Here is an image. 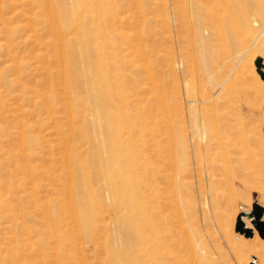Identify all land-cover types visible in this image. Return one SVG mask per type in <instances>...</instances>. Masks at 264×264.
I'll return each mask as SVG.
<instances>
[{
  "label": "rangeland",
  "instance_id": "obj_1",
  "mask_svg": "<svg viewBox=\"0 0 264 264\" xmlns=\"http://www.w3.org/2000/svg\"><path fill=\"white\" fill-rule=\"evenodd\" d=\"M99 1L93 6L98 18L93 32L98 34L99 24L108 26L109 38L100 39L117 45V56L107 61H118L119 89L131 87L133 98L139 175L132 195L149 192L148 167L160 164L163 217L168 231L177 230L182 264L254 259L264 264V236L252 220L244 216L255 234L235 230L237 216L251 212L253 202L262 206L264 221L255 181L264 182V95L255 93L264 81L254 63L258 55L264 60V0H259L261 21L253 15L244 19L248 0H232L236 5L228 2L222 20L213 24H206V10L221 0ZM50 5L49 0H0V264H143L144 253L138 258L128 253L127 243L111 242L118 223L109 203L115 197L108 195L103 203L110 214L96 231L69 213L77 205L67 197L70 87L63 85L65 64L53 43L61 37L57 28L54 32L57 18L49 15ZM65 37L76 43L74 33ZM84 56L95 59L94 52ZM77 105L82 115L76 124L85 129L79 150L91 163L94 144L86 123L93 112L86 101ZM218 117L235 128L218 123ZM206 118L212 120V139L222 135L225 155L188 146L194 122ZM154 140L167 147L161 158L150 156ZM136 211L128 213L133 217Z\"/></svg>",
  "mask_w": 264,
  "mask_h": 264
},
{
  "label": "bare ground",
  "instance_id": "obj_2",
  "mask_svg": "<svg viewBox=\"0 0 264 264\" xmlns=\"http://www.w3.org/2000/svg\"><path fill=\"white\" fill-rule=\"evenodd\" d=\"M98 1L99 0H49L51 4L48 10L49 15L51 17L56 15L57 18L56 27L53 26V29L56 33L57 31L55 28H57L61 37L53 43L56 46V52L59 56H62L65 64L64 68L67 78L63 81V85H68V88L70 87L68 111L72 119L71 126H69L71 148L67 153V158L71 183L70 192L67 197L68 200H70L71 196H73L72 200H75L77 205L69 213H71L72 217H77L80 222L87 224V228L96 231L100 223L104 222L110 214L108 212L105 213L103 210V203L107 200V196L111 195L115 197L116 200L113 203L110 202L109 207H113L111 211H113L114 215L116 214V221L118 223L112 230L111 242L117 243L121 241L127 243L129 246L128 253L137 255L138 258L141 257V252L144 253L145 257L143 264H182L184 258L182 259L181 249L178 244L179 236L177 235V230L175 232L171 230L168 231L166 218L163 217L165 201L162 190L163 175L161 173V165L152 162L148 167L149 179L147 184L149 186V192L145 195L148 196V202L145 201L144 195L138 194L135 196L131 193L132 186L138 182L137 175H139L135 165V160L137 158L135 147L137 146L134 144L135 137L133 128L135 125L134 115L131 111L133 98L129 91L131 87L128 91L119 89L123 85L120 79L122 74L119 69L120 66L117 63L118 61L113 63L107 61L108 56H117L115 53L117 45L115 46L114 43H103L100 39L109 38L110 31L108 26L103 23H98L99 32L98 34L94 33L95 29L92 27V23L98 18H95L96 16L94 17L95 9L93 6L95 3H98ZM208 1L213 4L212 1L214 0ZM231 1L232 0H221V3L217 5L216 9H211V11L207 9L206 11L209 16L205 19L206 24H213L216 23V20H222L223 14L227 11L226 5L229 6V4H227L228 2L233 3ZM248 1L247 8H244L245 10L242 12L244 19L249 15H253L255 17L254 21H261L259 0ZM244 2L247 1L244 0ZM197 6L199 10L203 8L201 1H197ZM240 15L242 16V14ZM231 16L233 15L231 14ZM233 20L235 21V19ZM228 21L229 20H227V22ZM68 32L74 33L76 43H71L72 40H70V38L65 40V34L67 36L69 34ZM93 40L97 41L96 46L92 45ZM61 41L62 43H60ZM92 50H94L95 59L86 58L84 53H93L91 52ZM262 62L264 63V60ZM262 70L264 71V65L262 66ZM256 78L258 79V76ZM259 84L261 85L258 86L255 93L263 96L264 84ZM92 91L93 94H91ZM86 97H89L90 100L87 101ZM84 101L88 104V109L93 112V117L88 119L86 123V130L91 134L92 143L94 144V158L91 163L84 158L83 150H79V145L83 141L85 129L83 125L76 124L80 122L79 118L82 115V109H79V105L77 104L83 103ZM122 114H125V118L120 117ZM216 120L217 122L223 123L224 126L228 125L231 129L235 128L234 125L229 124L225 119L218 117ZM198 121L194 122V129L191 131V138L188 140V146L189 143H191L193 149L205 146L204 149H208L207 151L210 153L215 149L218 151L222 150L224 152L223 155H225L228 148L226 144L220 141L219 137L223 138L222 135L219 137L217 135L216 137H218V139L216 141L212 139L213 134H211L212 131L210 132L209 129V121L212 120L206 118L205 121L203 119ZM215 129L217 128L215 127ZM170 131L169 128L167 130V138L171 136ZM222 132L224 133L223 130ZM243 141H241L242 145L245 142ZM242 145H240L239 148H241ZM248 146L249 145H247V147ZM153 147L154 152H150L151 157H154V154L156 158H161L165 155L164 153L167 147L163 146L160 140H154ZM245 150L247 152L248 148ZM250 151H252V149ZM226 165H229L228 162ZM255 181H257V185L259 184L260 203L264 206V182H261L260 179H256ZM173 205L172 207L175 209ZM178 207L179 206H177V208ZM133 208L137 209V211L132 217L128 212ZM245 214H248V212H245ZM244 216L246 215L241 216L242 222H244ZM246 217L251 220L255 219L253 210L250 215ZM141 220L143 221L142 224L140 223ZM260 220L263 221L262 219ZM243 224L246 225L245 228H249L245 222ZM251 230L253 234H255V231L253 229ZM256 240L260 241L258 235H256ZM242 242L244 243L246 241ZM254 243L255 242H253L252 245ZM259 254L263 256L261 252ZM253 261H255V259ZM183 262L186 263V261Z\"/></svg>",
  "mask_w": 264,
  "mask_h": 264
},
{
  "label": "water",
  "instance_id": "obj_3",
  "mask_svg": "<svg viewBox=\"0 0 264 264\" xmlns=\"http://www.w3.org/2000/svg\"><path fill=\"white\" fill-rule=\"evenodd\" d=\"M254 63L256 66V70L258 71L260 77L263 79L264 81V71L262 70V66L264 65V63L262 62V56H256L254 58ZM253 212L255 214V219H252V223L255 224L256 228L259 230V234L260 236H264V221H261V216H262V206L259 205L257 202H253ZM251 212H248V214H245V212H240V214L237 216L236 218V224H235V230L243 233L244 236H250L252 235V230L249 228H245L242 220H241V216L242 215H246L249 216ZM249 264H258L255 261L250 262Z\"/></svg>",
  "mask_w": 264,
  "mask_h": 264
}]
</instances>
